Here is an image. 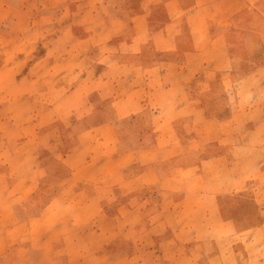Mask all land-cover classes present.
I'll list each match as a JSON object with an SVG mask.
<instances>
[{"label":"crops","instance_id":"obj_1","mask_svg":"<svg viewBox=\"0 0 264 264\" xmlns=\"http://www.w3.org/2000/svg\"><path fill=\"white\" fill-rule=\"evenodd\" d=\"M56 1L58 3L54 5L60 8L57 14L53 15L50 23L52 33L56 35L53 43L62 44L64 48L56 50L57 59L53 64H58L60 61L62 63L78 61L72 57L75 49L71 45L72 34L78 29L75 26L76 22L82 23L78 31H85L84 44L92 47L91 50L94 52L98 50L100 56L87 54L86 70L81 75L58 71L52 75L51 80L44 82L41 78L25 75V67L20 68L14 64L16 60L28 61V64L42 63V59L36 57L35 51L44 39L43 31L40 30L37 36L24 43L20 42L21 34L15 36L13 33L15 16L20 10L17 8L19 0H0V34L5 35L0 39V53L8 58L9 65L1 72V76L13 82L14 94L21 98L18 101L9 100L0 104V113H4L2 117H6L8 112L19 113L17 141L19 145L23 144L19 152L7 153L5 144L8 141L0 132V148H2L0 162H3L0 163V194L2 193L0 195V241H2L0 264H8L12 258L25 261L27 255L34 257V264H42L43 251L40 242L42 228L34 229L36 233L37 230L41 233L34 235L32 239L34 248L30 249L28 254L22 248L17 252L13 251L9 245L10 237L17 234L10 230L15 229L16 224L19 229L23 227L21 220L14 224L10 198L13 197L14 192V196L30 194L31 197L41 193L44 160L42 153L38 151V146L43 147L46 136L43 128L46 127L43 126L44 124H39V121L43 123L49 117L58 131V136H52L53 139L48 143L53 146L54 153L60 150L62 160L64 159L71 175L68 185L50 205V207H58L59 214L51 219L43 218L42 224H52V229L55 231L50 236H45L47 241H50V238L55 240L56 237L64 241V249L68 250L67 255L73 259L64 256L68 264L85 262L86 264H122L125 256L140 255V251L136 248L128 252L116 248L109 251L105 247L106 244L115 239H125L124 237L130 239L138 235V232L140 234L138 239L141 241L150 238L155 241L154 246L144 243L140 245L148 257L160 250L163 245H157L162 239H173L179 245L195 243L198 239L195 227L213 217L212 214L206 215L204 219L195 217L199 205L179 201L178 206L171 208L169 205L168 210L171 212L173 209L179 211V216L175 218L173 225L171 221L161 216L153 217L146 214V211L154 206L147 202L143 203L150 199L151 194H155L150 191L154 188L152 182L154 169L157 168L159 179L163 182L167 180L171 184L177 177L175 174L177 168L170 165L181 162L186 155H182L178 148L182 145L181 131L178 129L175 132L178 140L171 137L172 121L169 117L159 122L163 127L162 138L161 133H156V136L155 112L148 98L153 94L156 95L161 98L162 103L168 104L165 108L170 111L174 99L183 95L182 90L185 89L186 80L191 79L190 74H193L195 81L212 80L206 76V72L203 74L202 70L211 68L216 57L224 58L222 52L231 33L230 28L218 29L212 41L200 44L202 41L199 40L194 28L190 27L188 18L199 13L200 2L212 0H190V4L185 3L187 0H177L180 9L176 10L169 6L173 0H114L112 9L91 7L97 4L96 1L86 0V9L79 3L78 8L73 11L69 10L65 0ZM77 1L81 0H75L74 3ZM227 1L230 2L225 3L230 13L229 17L246 12L245 3L247 4L248 0ZM15 3L16 5L13 6ZM157 16L165 18L164 21L156 24ZM75 18L78 20L76 21ZM178 25L183 27L181 32H178ZM13 45L16 47L13 48ZM113 47L121 49L129 47L130 50L123 54L118 50H112ZM7 51L15 57H9ZM192 56L194 57L191 58ZM123 63H128L137 69L130 75V79L136 80L131 89H124L122 76L114 72V69ZM203 63H207L208 68H203ZM101 64L108 66L109 72L102 73L99 67ZM165 64L176 68L175 71L172 72L171 68H165L161 73L147 70V73L143 74L138 71V66L154 65L160 68ZM38 95L41 97L40 101ZM28 98L38 101L31 106L37 114L46 117L44 119V116H37L33 122L34 126L31 123L27 125L21 122L26 117L24 112L29 107ZM51 111L56 114L51 116ZM180 120L181 118L178 117L174 124L177 122L181 124ZM128 122L130 128L125 129ZM28 128L35 129L33 140L28 138ZM219 129H224V125L218 127ZM65 132L72 136L74 144L69 141L70 139L65 143L63 139ZM113 133L120 147L114 151H107ZM128 145L133 146L129 148ZM27 146H30L29 152ZM214 146L215 144L209 145L212 149H215ZM33 147L35 152L32 151ZM200 160L208 161L204 158ZM217 160L221 161L222 158L216 157L211 162L214 164ZM26 162H30L29 168ZM16 166L20 167L19 172L23 173V178L15 175ZM197 176L202 178V172L194 174V177ZM94 177H99L100 180L97 181ZM185 177L187 179V175ZM205 179H207L206 184L208 182L214 188L210 191L208 187L207 191L215 193L217 197L224 186L225 176L205 174ZM182 191L186 195L188 191L193 190L185 188ZM111 193H114L116 199L114 205L106 203ZM124 194L130 195L125 197ZM121 196H123L122 200H120ZM50 207L43 209L42 214ZM163 212L162 216H166L164 208ZM163 223L172 225L171 229L158 234L149 232ZM23 233L25 229L22 234L18 233L17 237H22ZM76 247L78 250H75ZM163 250L162 255L169 259L176 255L171 248L167 247ZM148 261L143 260L138 264H146Z\"/></svg>","mask_w":264,"mask_h":264},{"label":"rangeland","instance_id":"obj_2","mask_svg":"<svg viewBox=\"0 0 264 264\" xmlns=\"http://www.w3.org/2000/svg\"><path fill=\"white\" fill-rule=\"evenodd\" d=\"M65 1L70 11L77 9L79 3H81L82 8L86 9V0L76 3H74L75 0ZM93 1H96L97 4L91 7L104 9L114 7V0ZM176 1L173 0L169 3L173 10L180 9V5ZM189 1L187 0L185 3L190 4ZM225 1L223 3L217 0L200 2L199 13L188 18L190 27L194 28V31L198 33L199 40L202 41L200 44L212 41L216 37L218 29L230 28L231 33L222 52L224 58L216 57L213 59L215 63L211 68L206 71L202 70V73L205 74L206 72V76L212 80L195 81L193 74H190L191 79L186 80L185 89L182 90L183 95L174 99L170 105L172 108L170 111L165 108L168 104L162 103L161 98L153 93L148 98L152 110L155 112V134L161 133L162 138L163 127L159 125V122L163 118L169 117L172 121L171 137L178 140L175 132L178 129L181 131L182 145L178 148L182 155H186L181 159V162L170 165L177 168L175 173L177 177L171 184L167 180L163 182L159 179L157 168L154 169L155 175L152 181L154 188L150 191L155 194H151L150 199L143 202L154 206L146 211V214L153 217L161 216L169 222L171 221L173 225L175 218L179 216V211L173 209L171 212L168 207L169 205L171 208L178 206L179 201L199 205L195 211V217L204 219L206 215L212 214L213 220L204 221L195 227L198 237L195 243L179 245L173 239L160 240L157 246L163 245L164 248H171L175 252L176 255L175 257L173 255L172 259L162 255L163 246L153 255L149 257L145 255L140 248L141 243L154 246L155 241L153 238L141 241L138 239L140 238L139 232L138 235L130 239L124 237L125 239L109 241L105 246L108 250L116 248L128 252L136 248L140 251V255L125 256L122 264H138L143 260H149L146 264H264V0H248L247 4L245 3L246 12L232 17L228 16L230 13L225 4L230 2ZM55 3L58 2L56 0H19L17 8L20 10L15 16V27H13L15 36L21 34L19 41L22 43L37 36L40 30L43 31L44 39L35 51L36 57L41 58L42 63H29L30 66H28V61L16 60L14 64L20 68L25 67V75H29L31 78H41L44 82L51 80L52 75L58 71L81 75L86 70V55L91 53L92 56H100L98 50L94 52L91 50L92 47L84 44L86 42L85 31H78L81 29L82 23L74 22L78 29L76 33L72 34L73 44L71 45L75 49V54L72 57L78 61L71 63L60 61L58 64H53L54 60L57 59L56 50L64 48L62 44L53 43L56 35L52 33L50 23L53 15H56L60 8L55 6ZM89 9L93 8L89 7ZM75 19L78 20V18ZM163 19L165 18L157 16L155 23H162ZM63 25L66 26L67 24ZM177 28L178 32H181L183 27L178 25ZM3 36L5 35L0 34V39ZM14 47L16 45H13ZM112 50L126 54L130 49L129 47H124V49L113 47ZM10 53L7 51L9 57H15ZM7 59L4 54L0 53L1 105L5 97L12 102L21 100L14 94L13 82L5 80L1 76V72L9 67ZM99 67L102 73L109 72L108 66L101 64ZM202 67L208 68V64L203 63ZM165 68H171L172 72L176 69L165 64L160 68L154 65L138 66V71L143 74H146L147 70L161 73ZM115 71L122 76L124 89H131L134 86L136 80L130 79V75L137 71L135 67L123 63L118 65L114 69ZM38 96V101H40L41 97ZM35 101L37 100L28 98L27 106L29 107L24 112L26 117L21 121L22 123L27 125L31 123L34 126L33 122L37 116H44L37 114L32 108L31 105ZM46 104L50 105V103ZM174 108L176 112L173 110ZM53 114L56 113H50L51 116ZM3 115L4 113H0V132L3 138L8 141L5 144V151L7 153L19 152L23 148V144L19 145V141H17L19 113L13 111L8 112L6 117H2ZM178 117L181 118V124L178 122L174 124ZM51 121L50 117L43 123L39 121V124H44L43 126L46 127L43 128L46 135L43 147L38 146V151L42 153L44 160L40 195L37 194L33 197L30 194L14 196V192L12 193L13 197L10 198L14 224L20 220L23 221V227L19 229L18 224H16V228L10 232L22 234L25 229V233L22 237H17V234L12 235L9 239V245L13 251L17 252L22 248L28 254L29 250L34 248L32 241L34 235L41 233L39 230L36 233L34 229L42 228V240L40 241L43 251L42 264H68L64 256L70 260L73 259L67 255L68 250L64 249V241L59 240L58 237L55 240L50 238V241H47L45 236H50L55 231L52 229V224H42L43 218L45 220L51 219L59 214V208L50 207V205L57 200L62 190L68 185L71 175L65 166L64 159L62 160L60 150L54 153L53 146L48 143L49 140L53 139L52 136H58V131ZM222 125H224V129L218 130V127ZM125 127V129L130 128V123L128 122ZM27 135L33 140L35 129L28 128ZM113 135L107 151H114L120 147L115 133ZM63 139H65V143L68 142V139L73 142L72 136L66 132ZM212 144H215V149L209 147ZM132 146L128 145L129 148ZM29 147L27 146L28 152ZM34 148H32L33 152H35ZM142 152L145 153L144 150ZM216 157H221L222 160H217L213 164L211 160ZM201 158L208 159V161H202ZM26 163L28 164L27 168H29L30 162ZM19 169V166L15 167V175L23 178V173L19 172ZM200 172H202V178L194 177V174ZM205 174L207 176L212 174L213 176L221 174L225 176L224 186L217 197L215 193L210 192L214 188L211 186L212 184H208V182L206 184ZM94 178L97 181L100 180L99 177ZM168 184L170 186H167ZM208 187L210 191H207ZM185 188L193 191H188L189 193L185 195L182 191ZM104 189L108 188L104 187ZM129 195L124 194L123 196ZM123 196L120 197V200L123 199ZM115 200L114 193H111V197L107 199L106 203L114 205ZM46 207L50 208L42 214V210ZM163 208L166 216H162ZM171 226L169 223H163L149 232L152 234L153 232L162 233L167 229L170 230ZM128 240L130 241L128 242ZM75 250H78L77 247ZM8 264H34V257L27 255L25 261L12 258Z\"/></svg>","mask_w":264,"mask_h":264},{"label":"trees","instance_id":"obj_3","mask_svg":"<svg viewBox=\"0 0 264 264\" xmlns=\"http://www.w3.org/2000/svg\"><path fill=\"white\" fill-rule=\"evenodd\" d=\"M6 101H9V100L7 99V97H5V98L3 99L2 103L6 102Z\"/></svg>","mask_w":264,"mask_h":264}]
</instances>
